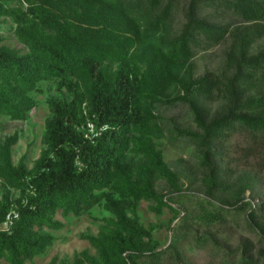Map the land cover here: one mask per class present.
<instances>
[{
    "label": "trees",
    "instance_id": "16d2710c",
    "mask_svg": "<svg viewBox=\"0 0 264 264\" xmlns=\"http://www.w3.org/2000/svg\"><path fill=\"white\" fill-rule=\"evenodd\" d=\"M180 4L0 0V16L13 19L28 49L0 43V115L28 119L38 105L33 92L44 80L67 94L48 100L47 148L33 172L27 156L13 163L17 132L0 141V179L21 193L0 196V260L28 264L54 243L46 229L64 226L59 211L78 215L104 201L110 215L96 235H82L95 253L84 250L59 264H191L182 250L186 240L210 252L208 264H264V192L260 202L248 196L263 181L264 156L258 171L229 180L234 168L227 150L235 134L248 140L247 157L264 144V0H186L184 21L175 28ZM222 43L219 70L196 75L197 53ZM216 101L220 108L213 110ZM162 103H184L197 126H173L182 146L196 150L203 192L195 205L182 201L181 173L156 142L168 129L156 113ZM157 179L168 192L157 188ZM141 200L152 202L154 212H174L171 223L179 224L166 247L140 222ZM243 215L260 237L256 251L249 243L230 247L213 232Z\"/></svg>",
    "mask_w": 264,
    "mask_h": 264
},
{
    "label": "rangeland",
    "instance_id": "374dc122",
    "mask_svg": "<svg viewBox=\"0 0 264 264\" xmlns=\"http://www.w3.org/2000/svg\"><path fill=\"white\" fill-rule=\"evenodd\" d=\"M17 3V0H14ZM186 0H181L180 12L177 13L174 21L175 28L182 25L184 21L183 6ZM0 43L9 45L16 48L21 52L28 51L27 47L20 42L16 34V23L10 17L0 16ZM257 47L260 43L256 44ZM226 48V44L222 43L214 46L205 51H199L194 57L196 75H202L207 70H216L220 68L222 61V52ZM117 68V66H115ZM66 94V92L64 91ZM57 90V84L52 81H41L38 83L33 96L38 102L37 107L31 110L30 116L26 120H13L8 116L0 115V141L8 135L15 132L19 134L17 143L13 146V163L17 165L23 156L26 157L27 168L30 172L36 169L37 162L39 161L43 151L47 148L44 143L46 120L51 115L49 108V98L59 97L65 95ZM67 95V94H66ZM213 110L220 108V102L210 104ZM156 113L161 116L163 122L168 125L167 133L162 139H157L158 148L163 151L164 160L169 166L181 173L182 181L185 183L184 198L182 201L187 202L189 205H195L199 201L198 195L203 192L202 175L197 164H195L194 147L182 146L181 137L176 138V130L173 126L196 130L197 126L194 122L190 109L184 103L180 104H159L156 108ZM86 127L91 128V121L86 119ZM93 124V123H92ZM85 123L81 124L82 129ZM92 129V128H91ZM87 136V135H86ZM249 142L245 137L240 134L233 135L228 144L227 150L230 154L228 158L232 167L234 168V175L229 180H235L243 170L252 172L258 171L259 159L264 156V144L255 146L250 149V156H245L246 150L249 149ZM226 160V159H225ZM198 168V169H197ZM258 175L263 179L255 191L248 192L249 197H254L256 202L262 199L264 192V172ZM157 188L163 192H168L167 184L162 179H157ZM7 190H12L15 198L20 196V191L11 189L4 184L0 179V196ZM108 193L117 200H120V195L110 189H106ZM191 194V195H190ZM194 203V204H193ZM152 202L141 200L137 205V213L139 220L142 224L152 230L153 236L159 241L160 245L166 247L174 232L173 227L178 226V220L171 223V218L174 212L169 208H163L161 213L154 212L151 209ZM13 212V211H12ZM15 214V212H13ZM110 213L104 208V201L100 205H96L89 211H84L81 214H71L67 217L63 216L61 211L58 212L57 218L64 222V226L57 230L51 231L55 235L54 243L47 248V250L36 256L33 260L28 261V264H48L54 258H57V263L62 261H73L82 251L88 250L94 254L95 249L91 243L82 238L84 234L96 235L99 231L100 225L103 223V218L109 216ZM12 216L8 217L7 223L3 224L7 228L11 222ZM238 223L230 218L229 223L223 226L222 229L214 228L213 232H217L216 236L222 240V243L230 247L243 245L249 243L254 245L255 251L260 247V237L257 232L251 228L244 215L236 218ZM200 232L206 230L203 227L196 225ZM192 242L186 240L182 244V250L186 258L191 261V264H208L210 252L206 249L195 247ZM0 264H10L6 260L1 259Z\"/></svg>",
    "mask_w": 264,
    "mask_h": 264
},
{
    "label": "built area",
    "instance_id": "2783aa9c",
    "mask_svg": "<svg viewBox=\"0 0 264 264\" xmlns=\"http://www.w3.org/2000/svg\"><path fill=\"white\" fill-rule=\"evenodd\" d=\"M91 126H92L91 128H93V124H92V123H91ZM91 128H90V129H91ZM8 217H10V215H9ZM5 223H7V222H5Z\"/></svg>",
    "mask_w": 264,
    "mask_h": 264
}]
</instances>
